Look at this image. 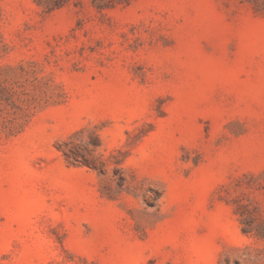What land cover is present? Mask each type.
I'll return each mask as SVG.
<instances>
[{"label": "rangeland", "instance_id": "obj_1", "mask_svg": "<svg viewBox=\"0 0 264 264\" xmlns=\"http://www.w3.org/2000/svg\"><path fill=\"white\" fill-rule=\"evenodd\" d=\"M0 264H264V0H0Z\"/></svg>", "mask_w": 264, "mask_h": 264}]
</instances>
